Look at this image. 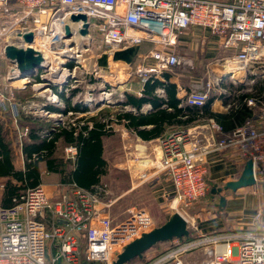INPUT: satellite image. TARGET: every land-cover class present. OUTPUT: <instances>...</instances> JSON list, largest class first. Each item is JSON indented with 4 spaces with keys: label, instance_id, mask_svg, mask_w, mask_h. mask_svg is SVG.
Here are the masks:
<instances>
[{
    "label": "built area",
    "instance_id": "2783aa9c",
    "mask_svg": "<svg viewBox=\"0 0 264 264\" xmlns=\"http://www.w3.org/2000/svg\"><path fill=\"white\" fill-rule=\"evenodd\" d=\"M78 15L85 16L86 22L72 20ZM195 27L218 37L222 47L232 54L207 66L186 91V103L202 107L215 94L229 97L225 84L230 81L247 87L240 92L247 96L241 101H229L223 108L231 111L245 105L248 115L229 131L212 117H202L201 124L190 128L169 130L159 142L161 155L147 161L156 168L155 175L165 173L169 177L171 206L175 208L181 203L190 206L207 195V156L213 152L233 150L246 161L252 160L253 192L262 193L264 100L254 96L252 89L258 79L264 80V0H0V63L5 61L8 65L6 74L1 72L0 65V84L7 86L8 82L19 81L20 88L47 85L49 100L55 101L60 93L69 91L68 86L76 88L74 84L87 78L90 82L101 78L100 97L108 105H115L123 99H108H112L114 86L101 75L99 60L103 55L149 43L153 48L142 58L150 59L152 64L139 70L144 82L164 72L192 71L195 61L176 48L179 37ZM84 29L86 34L82 33ZM28 33H33V42H20V36ZM57 40L63 46L52 49ZM9 45L39 52L43 66L20 76L18 64L5 55ZM93 95L90 89L89 96ZM6 104V94L0 89V108L6 110ZM10 106L19 115L18 104ZM31 109L36 110L32 106ZM44 111L59 117L74 114L50 112L48 106ZM111 127L116 131V123ZM147 146L138 141L137 159L146 155ZM67 153L74 157L77 148L68 147ZM13 202L9 207L0 206V264H80L82 257L92 264H112L126 245L155 227L144 208L133 209L125 218L115 220L110 212L115 200L104 186L84 189L73 184L70 192L52 201L44 187L38 185L27 188ZM262 216L263 209L255 217L259 222L257 230L240 229L176 240L173 247L149 264H184L183 256L197 250L207 255L205 264H264ZM48 221L54 222L51 229L47 227ZM56 238L61 239V244L55 255L49 256L47 243ZM80 240L85 243L83 248Z\"/></svg>",
    "mask_w": 264,
    "mask_h": 264
},
{
    "label": "crops",
    "instance_id": "0c3cea01",
    "mask_svg": "<svg viewBox=\"0 0 264 264\" xmlns=\"http://www.w3.org/2000/svg\"><path fill=\"white\" fill-rule=\"evenodd\" d=\"M178 40H179L178 42L179 45L176 48L178 53L191 57L195 61V65L197 69L198 68L201 69V72L198 75L192 73H184L183 75L178 76L177 74L170 73L171 74L170 81L176 83V85L178 86L179 96L183 98V103L187 104L184 96L186 91H188V89L190 88L191 84L196 83L198 81V77L203 75L204 72L206 71L207 66H212L214 61H216V59L227 57L232 53L228 50H225L222 47L221 40L218 37H213L209 34L208 31L197 27L187 30L179 37ZM141 46L148 47L150 50L153 48V45L149 43H144ZM141 46L136 47L126 55L120 54L116 58V61H113L114 64L123 66L126 64V62L132 63L134 60H136L137 55L139 56L140 54H142ZM147 53H145V55ZM145 55L139 56L137 60L141 61V58ZM109 63L111 64V61ZM5 64H6L5 61H1L0 63L1 72L3 68L5 71V67H4ZM123 70H127L125 72L127 73L129 78L130 66L129 68L121 69L120 71ZM163 75L156 77H158L161 80H164ZM91 82H95V81H91ZM145 82L142 80V85L138 90L137 94L135 95L138 96L142 95ZM112 85L116 86V83ZM225 86L229 89L228 90L229 97H226L227 100H224L223 98L215 94L213 98L209 101V108L210 111L213 113L229 114L235 111V110L225 111V109L223 108L224 106L223 104H226L227 102L233 100L241 101L243 94L240 95V92L241 90L247 88L243 86H236L230 81H228V83L225 84ZM3 90L5 89H1V91ZM252 90L254 91V96L257 97L260 96L264 100V80L258 79L257 83L254 85ZM3 92L7 95L6 91ZM155 93L160 96H164V90L161 87L157 88ZM71 94L73 93L71 92ZM124 96H123V100H124ZM65 98H67L66 95ZM218 98L219 99L221 98V102L218 100ZM215 101L217 102L213 104V102ZM78 106L80 112L85 110L89 112L88 109H86L82 105H78ZM125 107H127L128 110L135 111L133 108L123 105L122 106L120 105L116 110H121V109L126 110ZM150 109H151L150 106H144L142 111L149 112ZM6 113H7L6 110L0 108V125L3 126L4 130H5L4 121L6 120L4 115ZM202 117L208 118L209 116H203V114L201 113V117H198L197 119L198 122L194 123L193 125L189 127L187 126L180 128H168L167 131L190 128L196 124H201ZM237 125L238 124H235V126H233L229 130H232ZM115 128L116 131L113 130L115 133L113 135L117 138V143L119 145H121L122 141L124 142L125 139L126 141H128L126 143H128L129 145L130 143L133 142L138 143V141L139 142L143 141L145 144L148 145L147 147H149L148 151L146 152V155L142 157L140 160L137 159L139 155L136 153V149H137L136 146H134L133 148L134 151L132 150L130 152L131 157L128 160L129 172L127 174L129 178H131L132 182L130 183V188H128L124 196L129 195L132 192H140L143 187L150 186L151 193L154 199L153 204H155L158 208H164V206H167L169 204L171 206V200L173 199L172 198L173 191L169 177L165 173H158L155 175L154 173L156 171V168L155 169L152 168V165L150 166L149 162L147 161L149 159L153 160V158L155 157L158 158L161 155V151L159 149V142L161 137L154 140L145 141L142 140L140 137H138L132 131L128 130L124 124L116 123ZM118 131L122 132L120 137L116 135ZM23 136H24L23 138L24 141H21L22 167L17 168L14 163V168L17 171L25 170V155L23 153V144L29 140L30 134H28L26 138L25 135ZM126 137L132 139L130 140L131 142L127 140ZM121 138L124 139L122 140ZM103 143L105 147V138L103 140ZM66 147L68 148L71 146H66ZM143 149L144 148H141V150ZM75 157L76 155L74 157L70 156L69 154L67 155L69 161L74 160ZM246 162L247 161L243 159L237 151H233V150L213 152L207 156V163H208L207 182L209 185V191L207 195L210 194L209 198L206 201L205 200L207 196L206 195L203 199L193 203L190 206H186L188 207V211H184L182 213L183 216L189 222L190 230L193 231V233L190 232L193 236L191 239L197 238L200 234L214 235V234L239 231L240 229L257 230V228L259 227V222L255 220V217L261 209H263V216L261 218V221L264 223V192L255 194L253 192V186H251V187L239 188L235 191L228 189V190H223L221 193H217V194L212 193L213 189L223 188L227 183L238 180L244 170ZM44 172H46V174L42 173L41 171V183L39 185H42L44 187L47 195L52 201H57L61 198L63 194H65L66 192H70L71 186L75 184V183L69 184L63 182L61 174L48 171L46 166ZM3 193L4 190L2 191L1 200ZM222 196L226 198V205L223 209L219 208L218 206ZM181 204L184 205L183 203ZM181 204H179L178 206H180ZM147 206L150 208L149 205ZM112 211L113 210L110 211L111 216L115 220H121L126 217L124 216L120 219L116 218L113 216ZM53 223H54L53 221H48L47 224L48 229L52 228ZM60 244H61V239L58 238L48 241L47 243L48 255L49 256L55 255V253L59 249ZM80 245L82 246V248L84 247L85 243L83 240H80ZM149 251H147L145 254L146 264H149L153 259H155L157 256L163 253V252H159L157 254L155 253L149 257V255L147 254ZM207 260L208 257L203 250H197L183 256L184 264H205ZM85 262L87 261L84 259V257H82L80 264H86Z\"/></svg>",
    "mask_w": 264,
    "mask_h": 264
},
{
    "label": "trees",
    "instance_id": "16d2710c",
    "mask_svg": "<svg viewBox=\"0 0 264 264\" xmlns=\"http://www.w3.org/2000/svg\"><path fill=\"white\" fill-rule=\"evenodd\" d=\"M163 77L164 80L155 75L149 77L141 96L125 93L124 100L118 104L129 106L135 111L102 108L88 116L85 110L81 112L84 114L81 117L58 126L46 124L44 130L43 127L40 130L31 128L29 140L23 144L24 171L15 170L14 153L6 139V131L0 125V178L6 181L2 205L4 207L13 205V200L23 191L41 183V163H45L48 171L61 174L65 183H75L84 189L103 186L102 178L109 171V163L104 156L103 140L115 134L111 127L113 123L124 124L142 140L150 141L162 137L168 128L193 125L198 122L201 113L203 116L215 118L226 130L231 129L235 124H242L248 115L245 105L229 114H223L211 112L209 102L202 107L184 104L183 98L178 94V86L170 81L171 74L165 72ZM160 87L164 90V96L155 93ZM60 96L64 98L66 107L59 109L48 106L50 112H80L79 106L72 104L62 93ZM242 96L241 99L247 95ZM223 99L227 100L226 96H223ZM144 106H150V111L143 112ZM60 144L77 148L76 157L70 163L65 162L58 154ZM162 224L164 223L160 226ZM190 232L193 233L191 230ZM191 233L187 238L179 241L190 240L193 237ZM163 243H170L168 249L174 246L173 241ZM136 260L146 264L145 256Z\"/></svg>",
    "mask_w": 264,
    "mask_h": 264
},
{
    "label": "rangeland",
    "instance_id": "374dc122",
    "mask_svg": "<svg viewBox=\"0 0 264 264\" xmlns=\"http://www.w3.org/2000/svg\"><path fill=\"white\" fill-rule=\"evenodd\" d=\"M179 42V40H178ZM179 44L177 43V46ZM141 55H145V53L149 52L148 47L141 46ZM136 47H131L123 51H119L113 53L112 55H103L99 60V66L101 67V75L104 76V79L110 81L112 84L116 83V86L112 88L113 95L112 99L108 98L109 101H115L117 99H123L125 93L137 94L138 90L142 85V76L140 75L139 70L143 66H149L152 64L150 59H138V55L136 60L132 63L126 62L125 65L120 66L114 64L113 61H116V58L122 54L126 55L130 53ZM129 51V52H128ZM123 52V53H122ZM127 52V53H126ZM111 61V64L109 63ZM94 63L92 62L88 65V68L92 69ZM130 66L129 75L125 73L127 70L120 71L121 69H127ZM216 68L218 65H215ZM2 72H7L8 65L5 64ZM201 69L194 68L192 71H181L178 72L177 75L181 76L184 73H192L199 74ZM127 75V76H126ZM103 78V77H102ZM101 78H97V82L90 84L91 82L87 78L83 83L74 84L76 88H71L68 86L69 91H64L62 95H66L68 100L71 101L76 107L78 105H82L89 112L86 115H91L96 112L95 110L98 107L115 110L120 105H108L106 100L100 97V89L99 87H103L101 85ZM119 79V80H118ZM100 80V81H99ZM119 81V82H118ZM21 82L13 81L8 82L7 86L0 84V89H5L3 91L7 92V107L5 117V131H6V139L10 143V146L14 153V163L17 168L22 167V152H21V141H24L27 137V130L31 128L39 129L43 127L45 129L46 124L57 125L62 124L63 122H68L73 119L79 118L81 115L79 113H74L73 115L64 114L63 117L54 116L55 114H47L44 109L47 106L57 107L59 109H63L66 107V102L64 98L58 97L55 101L49 100L51 97V93L47 89V85H37V84H29L26 88H20ZM73 85V84H72ZM93 85V86H91ZM46 89V90H45ZM93 89L94 95L92 97L89 96V90ZM72 90V91H71ZM67 92V93H66ZM71 92L73 94H71ZM73 95V96H72ZM108 101V100H107ZM11 103H17V109L19 115H15ZM31 106L34 107L35 112L31 109ZM83 115V114H82ZM52 128V127H51ZM27 129V130H26ZM122 132L118 131L116 135L121 136ZM128 137V136H127ZM127 140H132L127 138ZM122 139V138H121ZM124 139V138H123ZM122 139V140H123ZM122 141V144L119 145L117 143V138L113 135L105 138V157L109 163V172L103 177L102 185L106 187L108 190L109 196L115 200V203L110 208L113 216L116 218H122L124 216H128L133 209H145L150 215L153 217L155 222V227L160 226L161 223L165 222L169 215L175 212L183 213L184 211H188V207L184 205H180L175 207H171L170 204L164 206V208H158L155 204H153L154 199L151 193L150 186L143 187L140 192H132L129 195L124 196L125 192H127L128 188H130V183L132 182L131 178L128 176L129 168H128V160L130 159V152L133 150L134 146L138 143H126ZM131 142V141H130ZM134 151V150H133ZM58 154L66 161L70 162L67 158V147L62 144L59 145ZM40 169L42 173L46 174L45 165L41 163ZM47 177V176H46ZM142 178V177H141ZM5 179L0 178V206L1 203V195L5 186ZM132 185V184H131ZM208 194L205 198H209ZM149 205L150 208L147 206ZM183 215V214H182ZM157 225V226H156ZM190 226V225H189ZM176 241V240H174ZM173 241V242H174ZM170 247V243H161L156 247L152 248L147 254L149 257L153 254H157L159 252H164ZM132 264H141V261L136 260Z\"/></svg>",
    "mask_w": 264,
    "mask_h": 264
},
{
    "label": "water",
    "instance_id": "95a60500",
    "mask_svg": "<svg viewBox=\"0 0 264 264\" xmlns=\"http://www.w3.org/2000/svg\"><path fill=\"white\" fill-rule=\"evenodd\" d=\"M72 20H83L86 22V17L83 15L73 16ZM88 24L85 23V28ZM87 33V29L82 31ZM69 36V31H67ZM33 33L21 35L19 41H25L28 44L33 42ZM63 43L59 40L52 45V49L62 47ZM6 57L12 62L17 63L21 71L20 76H24L29 71L36 67H41L44 64L43 57L39 52L32 48L22 49L14 45L6 47ZM255 184L253 162L248 160L245 164L244 170L236 181L227 183L223 188L213 189L212 193H221L223 190L231 189L233 191L239 188L251 187ZM226 205V198L221 197L219 208L223 209ZM190 235V226L188 220L179 212L170 215L169 219L161 226L154 227L150 232L143 234L138 239L126 245L114 258L112 264H131L136 259H143L146 252L154 248L159 243L172 242L174 240H182Z\"/></svg>",
    "mask_w": 264,
    "mask_h": 264
},
{
    "label": "bare ground",
    "instance_id": "6f19581e",
    "mask_svg": "<svg viewBox=\"0 0 264 264\" xmlns=\"http://www.w3.org/2000/svg\"><path fill=\"white\" fill-rule=\"evenodd\" d=\"M126 73V72H125ZM127 74V73H126ZM55 116V115H54ZM144 150V149H143Z\"/></svg>",
    "mask_w": 264,
    "mask_h": 264
}]
</instances>
